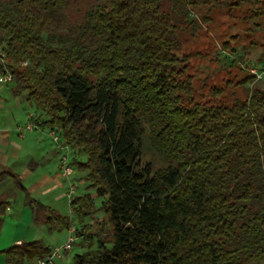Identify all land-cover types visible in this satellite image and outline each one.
Instances as JSON below:
<instances>
[{
    "label": "trees",
    "instance_id": "obj_1",
    "mask_svg": "<svg viewBox=\"0 0 264 264\" xmlns=\"http://www.w3.org/2000/svg\"><path fill=\"white\" fill-rule=\"evenodd\" d=\"M245 4L244 20L264 21V0H0L12 95L69 147L110 226L93 235V198L72 200L87 247L75 264L264 261V84L248 73L237 83L250 85L244 99L218 102L223 89L212 88L193 103L187 59L176 55L179 32L197 28L193 13ZM145 139L162 167L141 162ZM45 211L49 232L71 228ZM51 250L32 241L3 253L30 264Z\"/></svg>",
    "mask_w": 264,
    "mask_h": 264
},
{
    "label": "rangeland",
    "instance_id": "obj_2",
    "mask_svg": "<svg viewBox=\"0 0 264 264\" xmlns=\"http://www.w3.org/2000/svg\"><path fill=\"white\" fill-rule=\"evenodd\" d=\"M248 8L249 5L245 4L236 10H229L228 7L222 6L214 9L209 14L205 11L195 12L192 16L197 21V28L191 30L187 26L185 30L179 32L181 46L176 55L187 59V74L191 76L194 87L193 103L210 101L212 88L223 89V93L216 99L218 102L228 103L235 98L244 99L248 92L246 87L250 85L247 84V86L242 87L241 85H237V83L248 73L254 74L256 80H260L261 85L264 84V47L261 45L249 47L251 40L260 42L261 39H264V21L261 18L244 20V16L248 14ZM224 44H227V47H224ZM12 86V83L0 86V92L7 101L6 112L9 110L12 112L19 126H24L25 123L31 122L33 130L30 132H33L36 126L34 123L35 109L33 106L27 104L22 97L23 101L19 104L21 108L18 109L16 105L17 99L13 97L11 92ZM22 112H29L34 118L32 120L29 118L24 122L22 120L19 121L20 118L16 119L15 117ZM46 119L48 117L45 115L42 119L38 118V121ZM30 132H25L24 136ZM43 134L57 152L60 173L63 174L60 164V160L63 157L66 158L67 165L71 168L72 173L66 176L67 182L64 185L66 186V191L70 187H74L72 199L85 194H89L93 198V206L89 210V215L84 218V224H89L88 228H90V232L93 235L96 233H100L101 235L104 233L108 234L110 226L107 217L98 210L102 199L95 195L93 188L88 187V183L83 179L84 173L77 171L71 166V150L61 140L59 141V145L62 147L60 149L53 142L48 129H45ZM15 135L17 136V132ZM76 159L82 161L85 159V156L79 155ZM141 162H151L153 169L164 165L163 161L156 154L149 151L148 139L143 141ZM65 200V205H60L63 210L59 209V211L70 222L72 231L68 232L66 228H62L51 233H44L42 236H37L46 241V245L59 249L66 244L68 237L74 240L71 249L67 252L61 251V257L54 258L51 264H75L74 257L87 249V247L81 246V238L75 234V229H80L81 224L77 221L73 211L70 210L68 199L66 198ZM41 213L42 218H45L44 212L42 211ZM47 236L49 238L52 237V239H48ZM108 247H110V244H108ZM259 264H264V261Z\"/></svg>",
    "mask_w": 264,
    "mask_h": 264
},
{
    "label": "crops",
    "instance_id": "obj_3",
    "mask_svg": "<svg viewBox=\"0 0 264 264\" xmlns=\"http://www.w3.org/2000/svg\"><path fill=\"white\" fill-rule=\"evenodd\" d=\"M14 98L20 109L22 98ZM6 102L0 92V264H8L3 252L10 246L32 241L46 245V241L37 237L51 233L43 222L48 217L45 210L63 215L59 209L63 210L60 205L66 203L67 182L59 171L57 152L44 137V130L35 126L33 132L17 137L15 129L19 124L10 110L6 112ZM15 118L24 122L31 118V113L22 112ZM30 201L39 206L30 205Z\"/></svg>",
    "mask_w": 264,
    "mask_h": 264
},
{
    "label": "built area",
    "instance_id": "obj_4",
    "mask_svg": "<svg viewBox=\"0 0 264 264\" xmlns=\"http://www.w3.org/2000/svg\"><path fill=\"white\" fill-rule=\"evenodd\" d=\"M6 64H7V60L5 58V53L0 48V86H6L12 82V75L8 71ZM32 130H33L32 123L27 122V123H25L24 126H18L16 128L17 136L19 138H21L24 136L25 132H30ZM50 135L52 136L53 142H55L58 145V147L61 149L62 147L59 145L60 144L59 143V141H60L59 135L57 133H55L54 131H50ZM60 164H61V167L63 169V174L65 176H68L72 173L71 168L67 165L65 157H63L60 160ZM73 194H74V187H70L65 193V196L68 199L70 206H71V203L73 200L72 199ZM70 231H72L71 228L68 230V232H70ZM73 241L74 240L71 237H68L66 244L61 249L53 248L51 250V253L45 259L32 261L30 264H51L53 262L54 258H60L61 257V254H60L61 251L67 252L68 250L71 249V245H72Z\"/></svg>",
    "mask_w": 264,
    "mask_h": 264
}]
</instances>
